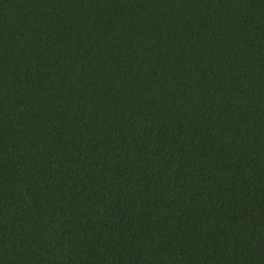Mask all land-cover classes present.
Listing matches in <instances>:
<instances>
[{
    "label": "trees",
    "instance_id": "trees-1",
    "mask_svg": "<svg viewBox=\"0 0 264 264\" xmlns=\"http://www.w3.org/2000/svg\"><path fill=\"white\" fill-rule=\"evenodd\" d=\"M0 264H264V0H0Z\"/></svg>",
    "mask_w": 264,
    "mask_h": 264
}]
</instances>
